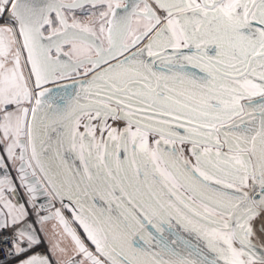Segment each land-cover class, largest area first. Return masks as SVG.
I'll list each match as a JSON object with an SVG mask.
<instances>
[{
    "label": "snow or ice",
    "instance_id": "snow-or-ice-1",
    "mask_svg": "<svg viewBox=\"0 0 264 264\" xmlns=\"http://www.w3.org/2000/svg\"><path fill=\"white\" fill-rule=\"evenodd\" d=\"M5 15L0 144L37 211L28 221L8 198L0 157V264H264L251 239L254 221L264 234V0H0ZM71 73L91 78L75 85L58 130L46 85ZM109 118L128 126L118 135ZM93 119L126 158L94 143ZM37 170L95 251L48 202ZM37 194L48 201L33 203ZM48 222L54 242L41 239ZM42 244L48 254L35 251Z\"/></svg>",
    "mask_w": 264,
    "mask_h": 264
},
{
    "label": "flooded vegetation",
    "instance_id": "flooded-vegetation-1",
    "mask_svg": "<svg viewBox=\"0 0 264 264\" xmlns=\"http://www.w3.org/2000/svg\"><path fill=\"white\" fill-rule=\"evenodd\" d=\"M149 2L151 3L152 0H149ZM153 7L155 8L156 5L153 4ZM157 11L159 12V14L161 16L164 15V13L162 11H160L159 9H157ZM77 18L78 19H81V20H84L85 23H89L91 18H85L81 13H77ZM47 34V33H46ZM144 43L146 44L147 43V40L144 41ZM144 45L142 44L141 47H143ZM135 50V49H134ZM185 52H187V50H184ZM71 78L70 79H59L61 80L62 82L64 83H67L69 86V88L66 90V93H63L61 91H54L53 94H51L50 96V99L48 100V103L51 104L54 108L58 109L60 106L64 105V106H69L71 107V109H73L75 107V97H76V94L78 92H81V89L78 88V87H75V85H78L80 84L82 81H86V80H89L91 78V76H81L77 73H71ZM66 94L68 96H66ZM63 98V99H62ZM261 100L260 97H256L254 98V100L252 101V103H257ZM113 107H115V105H113ZM45 113H46V118H48V114H50L51 112L47 110V108L45 109ZM88 120V117L87 116H82L80 118V126H79V131L81 133L85 132V127H84V124L87 122ZM65 121H62V122H59V123H63ZM103 120L101 119H93L92 120V126L93 128L95 129L94 131V137H95V140H94V143H99L101 142V140H103V142L105 144H108L109 145V148L112 147V144L115 143L116 145V153L117 155L121 158V159H124L126 158V154L124 153L123 151V148L120 146V141L119 139H117L115 142H110L108 140V134H107V131H104L102 133L101 131V125L103 124ZM107 124L109 126V130L111 128H115L118 130V135L120 132H123V130L128 126L127 125V121L124 120V119H112V118H109L107 120ZM52 126H57L58 130H59V127H58V123H54ZM133 130H135V125H133ZM180 131H183V130H180ZM49 136L52 137V143L53 145L55 144V139H56V135L55 133H52V132H49L48 133ZM157 139H160V137L155 133V132H151L148 136V142H149V145L154 149L155 148V143L154 141L157 140ZM47 148V145L45 146ZM67 146L66 145H62L59 149L60 153H61V156L63 157V159L67 162L68 165H72V166H79L80 165V161H79V157H78V154L75 150L73 151H68L66 150ZM129 148H131V145H129ZM175 148L176 150L182 155L183 158L185 159H188L191 163L195 164V157L191 155V152H190V149H191V144L185 142L184 144H181L179 141L176 142L175 144ZM55 152V147H53L49 152H47L46 154H52ZM47 184V182H46ZM51 187V186H49ZM22 194H25V191L24 189L22 188ZM50 191L53 195V198H57L56 199V202H57V206L60 207L66 214L67 216L69 217V219L71 220L72 222V215L69 211H67L60 203V199H58V196L56 195V193L53 191V189L50 188ZM252 194V193H250ZM26 195V194H25ZM58 200V201H57ZM262 215H264V213H262ZM52 223V222H51ZM73 225L75 226L76 229L79 230L83 240L85 241V243L89 244L92 248L93 246L88 242V240L85 238L84 236V233L80 230V228L73 223ZM253 225H254V229H255V233L254 235L252 236V242L253 244L256 245L257 249H264V234H260L259 232V223L258 221H254L253 222ZM59 227L57 228V231H59ZM52 232H46L45 231V237H55L53 236V234H51ZM190 240H192L194 243H200V247L203 248L204 245L202 242H199V241H195L193 237L189 236L188 237ZM235 246L236 247H239V243L236 242L235 243ZM90 248V247H89ZM94 249V248H93ZM211 253H209V256L211 258Z\"/></svg>",
    "mask_w": 264,
    "mask_h": 264
},
{
    "label": "water",
    "instance_id": "water-1",
    "mask_svg": "<svg viewBox=\"0 0 264 264\" xmlns=\"http://www.w3.org/2000/svg\"><path fill=\"white\" fill-rule=\"evenodd\" d=\"M69 86H70V85H68L67 83L62 82V81L59 80V79H58L55 83H49V84L46 85V87H47L48 89L53 90V91L51 92V94H53L54 91H61V92H63V93H66V90L69 88ZM66 96H68V95L66 94ZM71 110H72L71 107L62 105V106H60V107L58 108V111H56V112H51L50 114H48V118H47V119H49V121H50V126H52L54 123L64 121V120H63V116L66 115V114H67L68 112H70ZM0 157H3L4 165L6 166L8 173L11 174V171H10V167H9V165L13 168V164H12V162L9 161V165H8L6 159L9 160V158H8L6 155L4 156V155L1 154V153H0ZM5 158H6V159H5ZM17 166H18V162H17ZM13 169H14V168H13ZM14 171H15V170H14ZM4 174H5V170H4L3 168H0V177H2ZM15 174H16V179H17V173H16V171H15ZM37 177L39 178L40 182L44 185V188L47 190V192L51 195V200L48 201V197L45 196V195H39V194H37V195H36V199L33 201V203L39 205V204L41 203V201H48V202H50L51 204L55 205V207L60 208V207L57 206L56 199L53 198V195H52V193H51V191H50V188H51V187H49L50 185L48 184L46 177H45V176L43 175V173H41L39 170H37ZM11 178H12V175H11ZM29 179H31L30 176H29ZM12 181H13V179H12ZM17 182H18V181H17ZM46 182H47V184H46ZM13 183H14V181H13ZM14 185H15V183H14ZM18 185H19L20 190H21L22 187H21V185H20L19 182H18ZM15 189L18 190V188H17L16 185H15ZM23 189H24V188H23ZM51 189H52V188H51ZM18 191H19V190H18ZM24 191H25V189H24ZM21 192H22V190H21ZM19 193H20V191H19ZM25 194H26V195H25ZM25 194H23V195L25 196V198H26V200H27V203H28V205H29V196H28V194L26 193V191H25ZM20 195H21V193H20ZM21 197H22V196H21ZM58 199H60V198L58 197ZM25 207H26V206H25ZM31 209L35 210V212L37 211V209H35V208H31ZM60 209H61V208H60ZM61 211L63 212V215L67 218V220L70 222L71 226L75 228V226L73 225V223H71V220L69 219V217L67 216V214H66L62 209H61ZM40 215H44V213L41 212ZM34 219H35V217H34ZM28 221H32V220H28ZM52 223H53V222H52ZM52 223H51V222H48V223H46V224L40 226L41 228L44 229V231H43L42 233H40V235H41V239H42V240H44V239H43V236L45 237V231H46V232H47V231H48V232H51V224H52ZM75 229H76V228H75ZM76 231H77V233L80 235L81 239H83L82 236H81V234H80V232H79V230L76 229ZM38 232H39V229H38ZM51 234H52V233H51ZM45 239H46V237H45ZM84 242H85V241H84ZM85 244H86V243H85ZM86 245H87V244H86ZM87 246H88V245H87ZM89 249L92 250L91 248H89ZM92 251H93V250H92Z\"/></svg>",
    "mask_w": 264,
    "mask_h": 264
},
{
    "label": "built area",
    "instance_id": "built-area-1",
    "mask_svg": "<svg viewBox=\"0 0 264 264\" xmlns=\"http://www.w3.org/2000/svg\"><path fill=\"white\" fill-rule=\"evenodd\" d=\"M8 19H9V16H8V15H5V17H4L3 19H0V26H4V25H6ZM0 149H1V151H2V154L5 156V152H4V150H3V144H0ZM5 159H6V158H5ZM6 160H7V163H8V165H9V160H8V159H6ZM9 167H10V171H11L12 179H13L15 185L17 186L18 190H19L20 193H21L20 187H19L18 182H17V179H16L15 171H14V169H13L10 165H9ZM21 196H22V199H23V202H24L26 208H28V211H29L28 220H32V221H33L36 212H35V210H33V209H31V208L29 207V205H28V203H27V200H26L25 196H24L22 193H21ZM56 199H57V198H56ZM57 201H58V200H57ZM10 234H11V230H10V232H9V235H10ZM87 245H88V247H90L93 251H95V249H93L88 243H87ZM43 248H45V244H42L40 247H38L37 249H35V251H40V250H42Z\"/></svg>",
    "mask_w": 264,
    "mask_h": 264
},
{
    "label": "crops",
    "instance_id": "crops-1",
    "mask_svg": "<svg viewBox=\"0 0 264 264\" xmlns=\"http://www.w3.org/2000/svg\"><path fill=\"white\" fill-rule=\"evenodd\" d=\"M4 26H5V25H4ZM6 195L8 196L9 199L12 200L13 203H23V204H24L23 199H22V197H21V195H20V193H19L18 190H16V195H15V196H12L11 193H6ZM24 206H25V204H24ZM25 208H26V207H25ZM43 239H45L44 236H43ZM52 239H53V238H52ZM53 241H56V240H53ZM66 242H67V241H65V243H66ZM48 251H49V249H48V245L45 244V248H43L42 250H40V251H38V252H41V253H44V254H48Z\"/></svg>",
    "mask_w": 264,
    "mask_h": 264
},
{
    "label": "rangeland",
    "instance_id": "rangeland-1",
    "mask_svg": "<svg viewBox=\"0 0 264 264\" xmlns=\"http://www.w3.org/2000/svg\"><path fill=\"white\" fill-rule=\"evenodd\" d=\"M3 150H4V144H3ZM0 153L2 154V151H1V149H0ZM46 238L50 241V242H54L53 240H56V237H47L46 236ZM53 238V239H52Z\"/></svg>",
    "mask_w": 264,
    "mask_h": 264
}]
</instances>
